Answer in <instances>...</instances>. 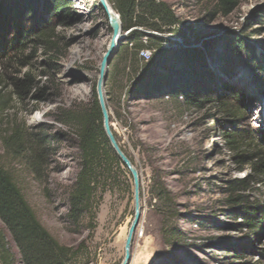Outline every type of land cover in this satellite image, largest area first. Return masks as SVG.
<instances>
[{
  "label": "rangeland",
  "instance_id": "rangeland-1",
  "mask_svg": "<svg viewBox=\"0 0 264 264\" xmlns=\"http://www.w3.org/2000/svg\"><path fill=\"white\" fill-rule=\"evenodd\" d=\"M70 1L59 14L46 15L47 8L39 5L9 32L17 24L27 33L53 31L39 41L24 33L21 52L0 59V158L40 224L60 245L77 252L72 264H121L134 215L132 179L124 167L113 168L115 182L100 180L91 210L78 225L68 218L80 154L74 131L54 116L93 99L112 34L97 0ZM157 2L170 7L183 36L140 28L123 32L125 41L107 69L103 90L111 128L140 180L141 220L129 264H264V180L241 192L258 209L255 222L262 224L254 230L228 203V183L250 171L237 162L225 138L242 131L247 143L264 147V0H237L227 17L217 0ZM64 13L70 14L61 24ZM133 30L145 34L144 47L162 65L174 54L179 58L166 71L157 70L169 83L161 91L182 84L171 71L181 75L186 53L173 40H190L197 50L188 53L202 57L195 69L201 76L192 74L198 86L208 88L210 101L196 107L184 105L182 96L174 98L176 104L167 96L155 98L165 103L131 100L133 84L146 74L136 66L140 52L125 45ZM164 50L169 53H160ZM25 75L33 87L28 97H18ZM223 107L239 110L234 128ZM15 131L23 135L22 148ZM12 135L14 141L6 143Z\"/></svg>",
  "mask_w": 264,
  "mask_h": 264
},
{
  "label": "trees",
  "instance_id": "trees-1",
  "mask_svg": "<svg viewBox=\"0 0 264 264\" xmlns=\"http://www.w3.org/2000/svg\"><path fill=\"white\" fill-rule=\"evenodd\" d=\"M113 11L119 16L123 32L140 28L143 30L181 35L180 30L175 29L178 24L170 7L157 0H107ZM221 14L227 17L238 7L237 0H217ZM70 0H0V59L10 56L12 53L19 52L23 35L26 33L37 41L49 36L53 31L45 29L39 35L31 32H25L24 29L16 25V31L12 34L11 28L21 19L22 16L33 13L39 5L47 8V13L59 14L61 11L68 10L71 6ZM100 9V8H99ZM102 11V9H100ZM67 13V12H66ZM64 13L60 17L61 24H65L66 17L70 14ZM103 13V11H102ZM144 33L133 30L126 38V46L130 45L137 55L144 45ZM154 41H160L153 38ZM239 46L245 45L241 41H235ZM21 52V51H20ZM160 53H169L164 50ZM195 55V54H194ZM186 53V61L180 67V74L171 71V74L178 78L181 85H169L166 91H161L160 86L169 84L164 74L157 70L163 67L165 71L179 62L176 54L171 56L167 65L162 62L157 63L154 57H151L145 64L141 63L139 58L136 66L142 65L146 74L142 75L134 84L129 95H133L135 101L156 100L165 103L163 96H167L170 103L176 104L179 96H182L183 104L188 106L200 107L203 103L210 101L207 97L208 88L198 86L197 77L192 74L196 65H202V57ZM177 60V63L175 62ZM189 60V61H188ZM188 61V63H186ZM196 62H198L196 64ZM166 63V62H165ZM154 70L148 68L153 66ZM202 71H195L197 76H201ZM150 74V76H149ZM191 75V76H190ZM192 79L193 81H190ZM259 81V80H258ZM20 91L16 94L18 97H28L32 90V81L25 75V80ZM2 84L0 83V91ZM96 86L93 89V99L86 105L68 111H60L55 115L56 123L74 131L77 138V148L79 151V170L75 181L68 194V218L71 223L78 225L85 213L91 210L92 200L97 191L101 179L115 182L113 177V168H123L121 161L111 148L109 141L103 129L102 115L99 108L96 95ZM207 91V92H206ZM216 102V100H215ZM225 108L226 116L229 118L227 124L234 128L235 118L239 116V110L234 108ZM3 107L0 105V113ZM108 109V107H107ZM243 113V112H242ZM264 113V112H263ZM111 121V119H110ZM111 131L115 140L117 136ZM20 131H15L14 135ZM229 144L230 151L234 152L235 158L239 164L246 165L249 168L250 175L245 179L229 182L228 192L230 197L228 203L233 207L232 212L235 216H240L245 221V226L257 230L262 223L255 222L257 216V207L251 206L246 195L251 183L258 184L264 180V147L255 143H247V133L236 131L235 133L225 135ZM17 148H22L23 135H17ZM40 140L37 138L35 142ZM6 143L14 141V136L5 139ZM118 143V141H117ZM9 148V145H6ZM120 147V146H119ZM121 151L130 160L128 155L120 147ZM22 150V149H21ZM24 150V149H23ZM22 151H15V154H21ZM31 158V157H29ZM131 161V160H130ZM133 164V162L131 161ZM127 176H129L128 172ZM115 176V175H114ZM131 179V178H130ZM131 189V182L128 184ZM253 230V232H255ZM255 234V233H253ZM16 250V254L13 252ZM77 252L71 248L60 245L40 224L32 208L25 200L21 190L15 183L11 173L4 167L0 158V263L1 264H72Z\"/></svg>",
  "mask_w": 264,
  "mask_h": 264
},
{
  "label": "water",
  "instance_id": "water-1",
  "mask_svg": "<svg viewBox=\"0 0 264 264\" xmlns=\"http://www.w3.org/2000/svg\"><path fill=\"white\" fill-rule=\"evenodd\" d=\"M97 2H98V6L102 9L105 17L108 20V25L112 33L107 50L105 54L103 55L101 63L99 65L98 79H97L96 89H95L96 95H97V101H98L99 108H100L101 115H102L103 129L109 141V144L111 148L113 149V151L115 152L118 159L121 161L123 167L129 172L131 179H132L134 215H133L132 221L130 223V226L128 228L127 235L125 238L124 259L121 263V264H129L131 260L132 242H133L134 236L137 232V229H138V226L141 220L140 180H139L137 169L134 167L131 161L126 157V155L121 151L117 141L115 140V137L113 136V133L111 131L110 116L108 113V109H107L106 102L104 99V94H103V90H104V86L106 82L107 69L115 53L117 52L119 45L125 41V35H123V28H122V24L120 22L119 16H117L116 13L112 11L113 9L111 5L108 3V1L107 0H97ZM180 36L182 37L183 34ZM179 38L173 41L182 46L181 48L182 52L188 53V52H194L197 50L195 45L193 46L190 40H184V42L183 41L180 42L181 40ZM156 60H157L156 64L161 62V60L159 59H155V61Z\"/></svg>",
  "mask_w": 264,
  "mask_h": 264
},
{
  "label": "built area",
  "instance_id": "built-area-1",
  "mask_svg": "<svg viewBox=\"0 0 264 264\" xmlns=\"http://www.w3.org/2000/svg\"><path fill=\"white\" fill-rule=\"evenodd\" d=\"M140 56H141L140 59H141L142 61L147 62V61L150 60V58H151V56H152V53H151L148 49L144 48V49H142V50L140 51Z\"/></svg>",
  "mask_w": 264,
  "mask_h": 264
},
{
  "label": "bare ground",
  "instance_id": "bare-ground-1",
  "mask_svg": "<svg viewBox=\"0 0 264 264\" xmlns=\"http://www.w3.org/2000/svg\"><path fill=\"white\" fill-rule=\"evenodd\" d=\"M113 11V10H112ZM132 264H138V262L136 260H133Z\"/></svg>",
  "mask_w": 264,
  "mask_h": 264
}]
</instances>
